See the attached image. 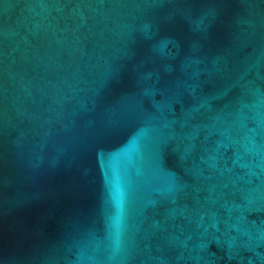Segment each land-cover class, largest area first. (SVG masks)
I'll use <instances>...</instances> for the list:
<instances>
[{"label": "water", "instance_id": "1", "mask_svg": "<svg viewBox=\"0 0 264 264\" xmlns=\"http://www.w3.org/2000/svg\"><path fill=\"white\" fill-rule=\"evenodd\" d=\"M0 264H264V0H0Z\"/></svg>", "mask_w": 264, "mask_h": 264}]
</instances>
